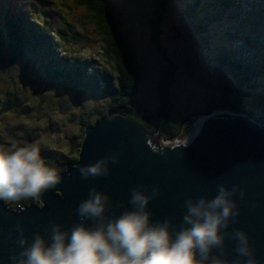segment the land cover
Listing matches in <instances>:
<instances>
[{
    "label": "rangeland",
    "instance_id": "obj_1",
    "mask_svg": "<svg viewBox=\"0 0 264 264\" xmlns=\"http://www.w3.org/2000/svg\"><path fill=\"white\" fill-rule=\"evenodd\" d=\"M54 1L51 4L54 9L48 14L50 17L59 13V18L53 16L50 19L53 27L63 22L69 28L64 37L58 40L69 59L73 62L84 59V63L92 69L101 67L110 78H114L113 65H107L98 51L101 47L100 36L93 23L82 17L83 11L75 0ZM195 2L168 0L160 27V44L164 49L161 52L152 42L149 25V15L156 7V0H106L129 49L139 62V91L132 97L139 119L145 116V109L153 110L158 104L157 83L169 66L168 60L174 64L172 79L165 78V81L169 83L167 96L171 103V120L178 124L181 136L177 135L171 142L187 139L195 121L201 116L205 117L202 112L208 100H235L233 90L237 87L233 85L236 86V79L226 64L225 56L236 45L244 49L241 60L255 58L252 60L253 68L259 73L243 83L242 88L250 87L243 104L255 117L264 118V18L238 19V13L242 16L253 14L249 13V5L246 4L232 11L228 8L227 12L215 17L210 11L204 13L197 4L195 9L190 7L193 10L188 12L189 6ZM213 12L215 14L216 10ZM257 51H261V54ZM40 69L39 65L34 69H22L20 65L12 70L15 73L12 75L14 82L8 81L12 76L0 75V147L9 148L13 142L18 146L37 144L41 156L49 159L51 166L65 170L69 167L61 163L63 157L71 148L81 144L84 137L79 129L82 116L91 119L96 110L106 106L108 98L103 89L94 93L91 85L30 84L32 74ZM4 81L10 83L8 87L14 85V92L19 95L20 101L15 106L5 108L2 105L3 99L8 97ZM253 83H257L256 86H251ZM76 88L83 90L82 95H77ZM219 111L223 110H216L213 114ZM23 202L36 203L35 200H28L20 204ZM7 204L15 208L19 203Z\"/></svg>",
    "mask_w": 264,
    "mask_h": 264
},
{
    "label": "water",
    "instance_id": "obj_2",
    "mask_svg": "<svg viewBox=\"0 0 264 264\" xmlns=\"http://www.w3.org/2000/svg\"><path fill=\"white\" fill-rule=\"evenodd\" d=\"M214 111L202 112L207 119L186 147H170L180 142L172 144L160 132L152 133L138 121L118 113L109 112L87 125L76 162L65 170H57L63 180L56 189L19 210L0 201V264H9L15 243L8 233L17 223L23 224L29 237L42 231L50 221L70 227L78 220L79 201L88 196L93 186L110 194L117 214L130 207L127 202L133 187L144 185L148 193L158 187L159 196L148 205L152 219L171 217L179 225L184 200L201 195L210 198L219 183L229 188L238 184L246 191L244 199L239 193L234 197L240 216L232 227L247 232L259 264H264V123L233 110L213 114ZM141 120L149 122L146 115ZM154 134L170 144L152 143ZM114 151H119L120 156L117 163L109 165L110 176L80 178L79 165L94 163ZM227 244L232 254L234 242L228 240Z\"/></svg>",
    "mask_w": 264,
    "mask_h": 264
},
{
    "label": "clouds",
    "instance_id": "obj_3",
    "mask_svg": "<svg viewBox=\"0 0 264 264\" xmlns=\"http://www.w3.org/2000/svg\"><path fill=\"white\" fill-rule=\"evenodd\" d=\"M188 139L171 145L187 146ZM114 151L94 163L78 166L81 179L108 177L109 165L119 161ZM63 180L55 167L41 156L37 144L0 147V201L20 203L41 197ZM246 191L238 184L217 185L212 197H188L183 202L179 225L171 217L153 220L149 202L159 188L148 193L144 185L131 189L130 207L117 214L110 194L91 187L76 208L77 222L65 227L50 221L42 230L26 234L17 223L8 233L15 247L9 264H259L247 232L232 227L238 223L240 208L234 199ZM43 205H41L42 207ZM234 242L232 254L227 241Z\"/></svg>",
    "mask_w": 264,
    "mask_h": 264
},
{
    "label": "trees",
    "instance_id": "obj_4",
    "mask_svg": "<svg viewBox=\"0 0 264 264\" xmlns=\"http://www.w3.org/2000/svg\"><path fill=\"white\" fill-rule=\"evenodd\" d=\"M186 1L187 3L190 2V0ZM208 1L215 3V14L217 15L224 13L223 11L227 12L228 4H230L228 0L221 2L218 0ZM231 1L234 2V0ZM167 2L168 0H156V7L153 13L149 15L152 42L161 52H164V49L160 44V27L163 23L162 15L167 7ZM238 2L239 0H235V3ZM255 2L259 3L260 7L264 5L261 0H255ZM75 3L83 11L82 17L93 23L96 32L99 34L101 47H99L98 51L102 59L107 61V65H113L115 69L114 78H110L111 76L103 71L101 67L92 69L88 64L84 63V59L79 58L76 62L69 59L68 54L55 42L64 37L65 31L69 30L65 23L53 27L51 20L47 18L42 21L34 19L30 23L25 14H22L24 17L13 18L10 16L8 20L0 21V35L3 40L0 42V75L12 76L15 74L12 73V70L18 68L20 65L22 69L26 67L34 69L35 66L39 65L41 69L37 73L32 74L30 84L39 86L42 84L56 86L66 83H73L74 85L82 84L84 86L91 85L92 87H90L94 93H97L99 89H103L102 92L106 93L108 98L107 104L104 108L96 110L91 119L88 116H82L83 118L79 126L81 133H84L85 127L91 125L92 121H97L100 117L113 112L138 121L152 133L160 132L166 139L171 140L176 138L177 135L181 136L178 124L171 120V103L167 96L169 83L165 81V78L168 80L172 79L174 64L165 56L169 61V66L164 73L162 72V77L157 83V91L159 93L158 104L153 110L145 109L144 114L148 116L149 122H143L141 116L139 119V116L136 115L133 106L135 102L132 100V97L139 91V62L134 53L129 49L123 32L115 21L112 10L109 8L106 0H75ZM196 4L197 2L193 6H189L188 12L189 10H193L191 8L195 9ZM205 8L203 6V9ZM6 18L4 17L3 19ZM198 20L200 23H203L202 20ZM62 52L63 55H61ZM259 52L261 54V51H257V53ZM240 53L242 54L239 48L234 50V54L229 53L227 56L228 63H226L236 79V86L235 84L233 85L237 87L233 90L235 100L221 102L210 99L205 104L203 111L217 109L233 110L247 114L250 118L264 123V118L255 117L243 104V100L248 96V89H250V87L246 88L247 86L242 88L243 83L251 77L257 76L259 73L257 74L253 68L254 63L252 60H255V58L253 57L252 60L242 58L241 60ZM261 57L263 59L262 55ZM35 62H39L40 64H35ZM262 63L264 64V59ZM12 77L8 80L9 82H14V76ZM4 82L8 97L3 99L2 105L5 108L15 106L17 101H20L19 95L15 94L14 85L8 87L10 83ZM256 84L253 83L251 86H256ZM8 88H10L9 91L7 90ZM76 89L78 90V88ZM82 93L83 90L81 89L77 91L78 96L82 95ZM79 144L65 154L61 163H65L67 167L74 165L77 160ZM44 159L48 166L53 167L49 159ZM56 169L59 170L58 168ZM26 205H28L26 202L19 203L14 209L18 207L24 208Z\"/></svg>",
    "mask_w": 264,
    "mask_h": 264
},
{
    "label": "bare ground",
    "instance_id": "obj_5",
    "mask_svg": "<svg viewBox=\"0 0 264 264\" xmlns=\"http://www.w3.org/2000/svg\"><path fill=\"white\" fill-rule=\"evenodd\" d=\"M219 112H226V110L219 111ZM215 113H218V112H215ZM227 113H228V112H227ZM206 119H207V116H205V117L201 116L199 119H197V120L195 121L194 128H193V130L191 131L190 135L187 137L188 142H189L192 138H194V137L196 136V134L198 133V131H199V129H200L199 126L201 125V123L203 124L204 120H206ZM200 127H201V126H200ZM195 133H196V134H195ZM194 134H195V135H194ZM150 141H151L152 143H155V144L159 145V146H165V145L170 144L169 141H166V140L162 139L159 135H155V134H154V136H152V137L150 138ZM171 143L174 144L175 142H171Z\"/></svg>",
    "mask_w": 264,
    "mask_h": 264
}]
</instances>
